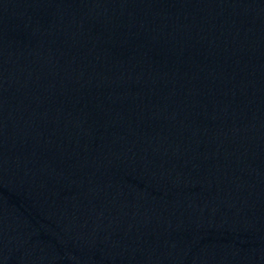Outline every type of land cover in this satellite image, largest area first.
<instances>
[{
  "label": "water",
  "instance_id": "1",
  "mask_svg": "<svg viewBox=\"0 0 264 264\" xmlns=\"http://www.w3.org/2000/svg\"><path fill=\"white\" fill-rule=\"evenodd\" d=\"M0 264H264V0H0Z\"/></svg>",
  "mask_w": 264,
  "mask_h": 264
}]
</instances>
